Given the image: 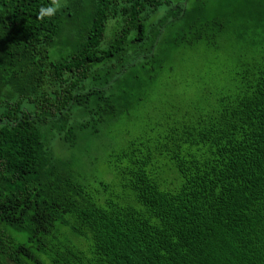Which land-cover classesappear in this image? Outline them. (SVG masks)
Masks as SVG:
<instances>
[{
  "label": "trees",
  "instance_id": "trees-1",
  "mask_svg": "<svg viewBox=\"0 0 264 264\" xmlns=\"http://www.w3.org/2000/svg\"><path fill=\"white\" fill-rule=\"evenodd\" d=\"M60 2L40 18L53 0H0V264H264V34L232 89L164 113L111 153L112 181H83L55 142L128 115L162 45L195 51L217 24L169 0Z\"/></svg>",
  "mask_w": 264,
  "mask_h": 264
},
{
  "label": "rangeland",
  "instance_id": "rangeland-1",
  "mask_svg": "<svg viewBox=\"0 0 264 264\" xmlns=\"http://www.w3.org/2000/svg\"><path fill=\"white\" fill-rule=\"evenodd\" d=\"M169 1L173 5L184 3L186 8L202 9L205 19H214L217 24L214 27V43L201 42L195 51H191L170 49L166 41L162 45L164 53L159 57L161 62H157L161 68L157 67L152 72L155 76L151 80L143 76V85L137 88L135 96L127 103L128 115L121 114L107 123L97 135L85 136L73 149L55 142L56 152L62 158L71 160L73 175L83 181H112L107 161L113 151L141 137L147 125H152L175 107L200 104L201 92L232 89L234 72L256 57L259 43L253 39L264 34L261 26L264 0ZM166 10L167 7L162 6L149 22L160 18ZM259 22L260 26L257 25ZM166 35L168 40L175 36L174 31ZM65 51L58 46L52 47L51 58L56 59ZM199 77L203 80L197 82Z\"/></svg>",
  "mask_w": 264,
  "mask_h": 264
},
{
  "label": "clouds",
  "instance_id": "clouds-1",
  "mask_svg": "<svg viewBox=\"0 0 264 264\" xmlns=\"http://www.w3.org/2000/svg\"><path fill=\"white\" fill-rule=\"evenodd\" d=\"M60 7H61L60 0H53L52 6L40 8L39 17L40 18L51 17L59 10Z\"/></svg>",
  "mask_w": 264,
  "mask_h": 264
}]
</instances>
